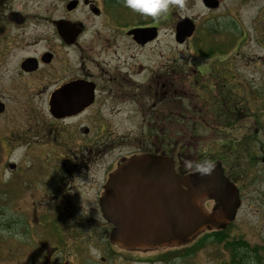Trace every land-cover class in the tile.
<instances>
[{
    "label": "flooded vegetation",
    "instance_id": "1",
    "mask_svg": "<svg viewBox=\"0 0 264 264\" xmlns=\"http://www.w3.org/2000/svg\"><path fill=\"white\" fill-rule=\"evenodd\" d=\"M166 2V13L153 19L123 0H0V173L10 177L4 187H13V204L22 195L31 199L26 212L17 208L8 231L18 244L14 255L29 245L27 257L36 258L20 256V264H61L72 255L94 257L91 250L102 253L103 244L117 247L100 203L109 176L132 158L166 159L179 176L220 163L240 205L250 199L245 187L257 176H243L234 164L247 157L239 138L249 129L236 117L251 112L248 104L264 87L235 61L245 40L222 61H183L179 48L192 46L200 25L182 11L196 0ZM233 19L232 28L245 33ZM183 24L193 30L180 40ZM259 24L264 32V19ZM241 79L254 83L252 96ZM254 100L259 115L263 102ZM232 125L240 137L230 143L224 131ZM200 142L205 152L197 151ZM211 203L210 211L221 209Z\"/></svg>",
    "mask_w": 264,
    "mask_h": 264
},
{
    "label": "rangeland",
    "instance_id": "2",
    "mask_svg": "<svg viewBox=\"0 0 264 264\" xmlns=\"http://www.w3.org/2000/svg\"><path fill=\"white\" fill-rule=\"evenodd\" d=\"M218 1L219 6L215 9H205L200 4L199 0H196V5L192 6L190 10L182 11L184 15H195V17H199L198 25H200L197 34L190 40L192 46H181L179 48L183 61H206L203 59L208 57H213V61H222L223 59L221 56H223V53L231 52L232 49L237 48L238 42L245 40L243 48L240 50V55L237 56L235 61H242L247 64L245 76L252 78L258 77L254 82L255 86L264 87V74H262L263 76L261 77L258 76V74L264 73V65L254 66L251 64L253 67L251 66L250 68L249 62H247H264V32L259 33L260 31L257 28L260 25L259 21L264 19V0H245L246 2L243 0ZM222 15L225 17L224 20L222 19ZM206 17L209 20L203 21V18ZM233 17H236L237 21L244 23L245 33L241 27L238 30L232 28L231 25L236 24ZM222 24L225 28H222ZM222 37L226 38V41L222 40ZM211 42L214 44L213 48L210 44ZM240 83V87H242V90H245L247 96L250 97L256 92L255 88L252 89V84L254 83L242 81V79ZM249 90L251 91L249 92ZM260 94L261 95L258 97L261 98L264 106V88H261ZM260 98H254L255 100L251 99L252 103L248 104L251 112H241L238 115L239 117H236L240 120L245 119V125L246 123L248 124L249 131L246 137H240L238 131L239 125H232L229 130L224 131V133L229 131L230 143L233 141L235 142L239 137V139L246 142L247 157L244 161H235V167L237 165L239 166L237 170L245 177L247 176L245 171H250L251 174H256L257 176L252 184H246L244 198L250 199L247 201L243 199L244 201L241 202L235 218L225 228L224 237H226L225 240L227 241L237 239L246 242L250 247L255 248L259 256L263 258L264 163L262 164L261 160L264 159V108L263 112L259 113V115L253 112L255 110L253 100L259 103ZM199 144H201V142L197 145ZM205 150V146H198L197 151L199 153L205 152ZM248 156L252 158L256 157V161H248ZM198 165L200 164L198 163ZM229 165L232 164L229 163ZM229 165L226 166V170ZM9 180V175L6 174L3 177L0 173V264H17L18 260V264H20V256L29 260L27 262H31L34 259L36 261V258H28L26 255L29 254L30 251L29 245H23V253L21 252L18 256L15 254L17 261L16 258L15 260L8 259L15 256L14 253L17 250L16 245H18L17 241L13 240V233L8 231L9 226L13 223V215H15L19 206L23 212H26L25 210L31 200L29 197L22 195L20 196L19 203L15 201V204H13V198L16 195L13 187H4L8 185ZM211 204L210 201V206L207 205L208 212ZM28 209H30V207ZM217 211L218 213L216 214H221V209ZM10 229H13V226H11ZM194 239L193 243L191 241L190 243L180 244L174 248L163 247L153 250H125L117 247L110 249L103 244L102 253L96 250V253H94L93 249L91 250L90 253L94 257L74 258V255H72L64 259L61 264H84L86 261H88L89 264H228L230 253L225 246L227 241L208 239L205 240L203 244L197 245L196 243L200 241V238ZM194 247H196L195 250L191 252ZM43 259L46 261L45 257ZM34 262H32V264H35Z\"/></svg>",
    "mask_w": 264,
    "mask_h": 264
},
{
    "label": "water",
    "instance_id": "3",
    "mask_svg": "<svg viewBox=\"0 0 264 264\" xmlns=\"http://www.w3.org/2000/svg\"><path fill=\"white\" fill-rule=\"evenodd\" d=\"M205 199L222 204L221 214H207ZM238 206L237 189L218 163L179 176L171 162L150 156L129 159L111 174L100 203L113 225L111 242L124 249L180 245L203 230L224 228Z\"/></svg>",
    "mask_w": 264,
    "mask_h": 264
},
{
    "label": "trees",
    "instance_id": "4",
    "mask_svg": "<svg viewBox=\"0 0 264 264\" xmlns=\"http://www.w3.org/2000/svg\"><path fill=\"white\" fill-rule=\"evenodd\" d=\"M208 237L202 238L200 241H198L196 244H203L205 240H225L226 237H224L223 232H218L210 235ZM227 241V240H225ZM226 248L228 249L230 253V259L228 264H264V257L261 258L259 256L257 250L255 248L250 247L246 242L242 240H231L227 241ZM196 247H194L191 252L195 250Z\"/></svg>",
    "mask_w": 264,
    "mask_h": 264
},
{
    "label": "clouds",
    "instance_id": "5",
    "mask_svg": "<svg viewBox=\"0 0 264 264\" xmlns=\"http://www.w3.org/2000/svg\"><path fill=\"white\" fill-rule=\"evenodd\" d=\"M123 4L132 11L142 16H151L153 19L166 13L168 8L166 0H123Z\"/></svg>",
    "mask_w": 264,
    "mask_h": 264
}]
</instances>
